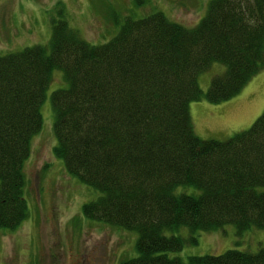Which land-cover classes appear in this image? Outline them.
<instances>
[{"label":"trees","instance_id":"obj_1","mask_svg":"<svg viewBox=\"0 0 264 264\" xmlns=\"http://www.w3.org/2000/svg\"><path fill=\"white\" fill-rule=\"evenodd\" d=\"M60 16L47 44L0 55V226L28 211L22 162L41 127L40 103L59 68L66 82L52 89L53 153L96 196L82 213L136 231L135 254L117 264H264V245L247 251L169 254L195 242V231L229 222L264 228V109L224 139L201 138L188 102H220L242 89L264 60V0H207L193 25L160 10L126 15L103 43L82 38ZM225 64L208 88L198 73ZM189 184L196 191H174Z\"/></svg>","mask_w":264,"mask_h":264},{"label":"rangeland","instance_id":"obj_2","mask_svg":"<svg viewBox=\"0 0 264 264\" xmlns=\"http://www.w3.org/2000/svg\"><path fill=\"white\" fill-rule=\"evenodd\" d=\"M59 7L68 25L82 38L103 43L117 32L126 15L135 18L160 10L173 21L193 25L205 14L207 0H0V55L37 42L47 44L52 18L60 16ZM223 69L225 64L213 60L208 69L198 73L197 84L202 91L208 88L212 74ZM48 83L39 109L41 127L32 135L28 156L22 162V194L28 214L17 226H0V264H117L135 254L136 231L82 213V202L91 200L97 191L69 174L62 158L53 153L56 137L49 92L66 84L59 68L53 70ZM188 107L194 133L201 138L224 139L245 129L264 109V60L229 99L211 103L202 96L191 99ZM174 191L196 190L185 184L175 186ZM170 232L196 238L195 242L184 241L176 251H168L183 261L191 253L217 254L230 247L251 251L264 245V228L250 225L238 231L233 222L208 230L181 226L176 231H164Z\"/></svg>","mask_w":264,"mask_h":264}]
</instances>
